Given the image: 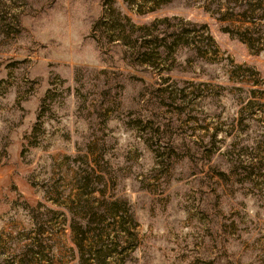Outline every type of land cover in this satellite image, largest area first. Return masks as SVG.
I'll use <instances>...</instances> for the list:
<instances>
[{
  "label": "rangeland",
  "instance_id": "374dc122",
  "mask_svg": "<svg viewBox=\"0 0 264 264\" xmlns=\"http://www.w3.org/2000/svg\"><path fill=\"white\" fill-rule=\"evenodd\" d=\"M108 196L125 264H264V0H0V264Z\"/></svg>",
  "mask_w": 264,
  "mask_h": 264
},
{
  "label": "trees",
  "instance_id": "16d2710c",
  "mask_svg": "<svg viewBox=\"0 0 264 264\" xmlns=\"http://www.w3.org/2000/svg\"><path fill=\"white\" fill-rule=\"evenodd\" d=\"M90 193V190L84 192L85 196ZM101 203L105 208L104 215L100 217L95 211L93 216H90V220L94 223L92 229L84 209L70 211L68 226L73 234L75 249L79 256L78 264H88L91 260L94 262L96 260L95 264H107L106 262L112 257H116L114 264H125L128 250L132 251L135 248L133 241L135 235L130 228H126V220L118 213L116 203L112 202V196L104 197ZM129 218L134 227L132 216L130 215ZM85 254L89 259L87 256L84 257Z\"/></svg>",
  "mask_w": 264,
  "mask_h": 264
}]
</instances>
